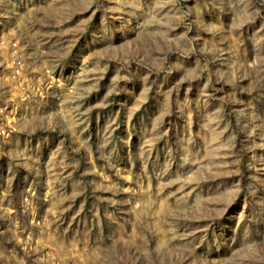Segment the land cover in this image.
<instances>
[{
  "label": "rangeland",
  "instance_id": "374dc122",
  "mask_svg": "<svg viewBox=\"0 0 264 264\" xmlns=\"http://www.w3.org/2000/svg\"><path fill=\"white\" fill-rule=\"evenodd\" d=\"M0 264H264V0H0Z\"/></svg>",
  "mask_w": 264,
  "mask_h": 264
},
{
  "label": "built area",
  "instance_id": "2783aa9c",
  "mask_svg": "<svg viewBox=\"0 0 264 264\" xmlns=\"http://www.w3.org/2000/svg\"><path fill=\"white\" fill-rule=\"evenodd\" d=\"M3 131V130H2Z\"/></svg>",
  "mask_w": 264,
  "mask_h": 264
}]
</instances>
